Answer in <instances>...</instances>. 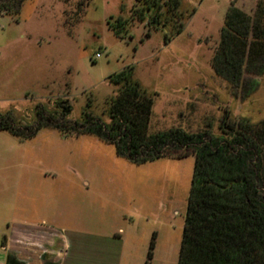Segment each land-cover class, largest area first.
Listing matches in <instances>:
<instances>
[{
	"label": "rangeland",
	"instance_id": "374dc122",
	"mask_svg": "<svg viewBox=\"0 0 264 264\" xmlns=\"http://www.w3.org/2000/svg\"><path fill=\"white\" fill-rule=\"evenodd\" d=\"M146 1L25 0L19 20L0 16V113L18 132L0 128V174L9 178L7 190L30 196L48 188L35 174L45 177L58 159L69 161L66 176L157 175L143 188L151 213L131 227L128 264H146L154 235L151 264H179L198 146H165L164 156L146 165L120 155L112 142L114 155L81 151L77 130L111 123L118 86L109 77L124 69L154 93L149 133L180 127L230 137L224 126H264V74L248 72L236 86L213 67L230 8L252 15L256 0H160L166 24L157 27L148 23L154 6L138 19ZM119 24L126 28L117 33L112 26ZM252 79L259 80L254 90ZM110 199L111 206L120 201Z\"/></svg>",
	"mask_w": 264,
	"mask_h": 264
},
{
	"label": "trees",
	"instance_id": "16d2710c",
	"mask_svg": "<svg viewBox=\"0 0 264 264\" xmlns=\"http://www.w3.org/2000/svg\"><path fill=\"white\" fill-rule=\"evenodd\" d=\"M24 2L0 0V16L19 20ZM159 2L146 1L138 19L144 21L143 11L154 6L148 23L153 27L165 25ZM121 27L126 28L121 24L112 26L117 33ZM217 48L213 67L232 84L240 85L248 72L257 76L264 74V0H256L252 15L235 6L230 8ZM109 78L118 86L117 95L111 101L112 121L104 126L86 125L82 132H92L115 143L118 153L135 163L164 156L162 148L171 144L198 146L193 152L195 168L179 264H264V163L260 155L264 152V126L248 121L238 129L224 126L230 137L191 133L180 127L149 133L154 93L127 69ZM258 82L252 79L248 84L254 90ZM70 112L71 107L65 106L63 113ZM6 116L0 113V128L18 133L6 122ZM38 128L28 135L36 134ZM254 155H257L256 161ZM154 239L155 235L146 264H151ZM11 259L10 256L9 263Z\"/></svg>",
	"mask_w": 264,
	"mask_h": 264
},
{
	"label": "crops",
	"instance_id": "0c3cea01",
	"mask_svg": "<svg viewBox=\"0 0 264 264\" xmlns=\"http://www.w3.org/2000/svg\"><path fill=\"white\" fill-rule=\"evenodd\" d=\"M77 132L83 138L81 151L114 155L111 142L92 132ZM60 160L45 177L35 174V181L49 184L45 192L35 187L31 196L24 189L15 194L7 190L9 178L0 174V264H128L135 235L131 227L136 218L147 220L151 213L143 188L158 176H66L69 161ZM20 176L27 188L25 174ZM113 195L120 201L111 206Z\"/></svg>",
	"mask_w": 264,
	"mask_h": 264
},
{
	"label": "built area",
	"instance_id": "2783aa9c",
	"mask_svg": "<svg viewBox=\"0 0 264 264\" xmlns=\"http://www.w3.org/2000/svg\"><path fill=\"white\" fill-rule=\"evenodd\" d=\"M101 56H102V52H97V53H96V57L99 58V57H101Z\"/></svg>",
	"mask_w": 264,
	"mask_h": 264
}]
</instances>
